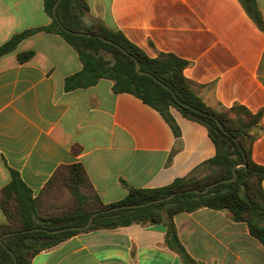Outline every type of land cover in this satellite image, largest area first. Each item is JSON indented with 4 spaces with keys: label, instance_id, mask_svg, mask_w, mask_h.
<instances>
[{
    "label": "crops",
    "instance_id": "0c3cea01",
    "mask_svg": "<svg viewBox=\"0 0 264 264\" xmlns=\"http://www.w3.org/2000/svg\"><path fill=\"white\" fill-rule=\"evenodd\" d=\"M45 0H0V46L52 22ZM84 17L122 32L150 57L188 61L185 76L215 109L262 111L253 160L264 166V0H88ZM33 51L20 63L18 55ZM83 69L58 34L39 32L0 58V191L19 173L37 197L61 166L82 164L106 204L129 188L155 189L198 173L217 149L208 129L162 115L113 81L65 90ZM264 188V181H263ZM192 263L167 243L164 224L79 234L36 255L32 264H264V246L228 211L203 208L175 218ZM7 217L0 206V226Z\"/></svg>",
    "mask_w": 264,
    "mask_h": 264
},
{
    "label": "trees",
    "instance_id": "16d2710c",
    "mask_svg": "<svg viewBox=\"0 0 264 264\" xmlns=\"http://www.w3.org/2000/svg\"><path fill=\"white\" fill-rule=\"evenodd\" d=\"M58 1H44L45 11L52 20L50 25L15 34L0 46V58L14 52L22 41L39 32L58 34L76 51L83 64L81 72L66 79V91L87 88L101 79H109L114 83L115 93L132 94L157 110L177 138L181 131L172 108L185 118L204 125L217 153L202 165L201 169L209 170L206 175L176 179L168 186L155 189L130 187L125 199L111 204L103 202L82 164L61 166L37 197L19 173L11 171V182L0 191V206L7 217V224L0 226V237H3L0 264H32L36 255L73 236L136 224L166 225L168 245L187 263H192L178 238L174 218L203 208L228 211L233 221L247 224L251 236L264 246V166L253 160L263 112L254 113L243 105L229 109L209 106L185 76L187 60L166 53L150 57L122 32L102 23L88 26L84 21L90 11L88 0H61L54 11ZM33 56V51L22 52L18 60L24 63ZM136 61L139 70L147 74L138 72ZM238 164L244 165L236 169L237 177L232 180L233 169ZM210 185L214 186L206 193L190 192L205 190ZM60 189L67 190L74 201L70 210L55 211L50 195ZM171 194L176 196L165 202L112 210ZM94 214L91 226L85 230L50 232L85 226Z\"/></svg>",
    "mask_w": 264,
    "mask_h": 264
},
{
    "label": "water",
    "instance_id": "95a60500",
    "mask_svg": "<svg viewBox=\"0 0 264 264\" xmlns=\"http://www.w3.org/2000/svg\"><path fill=\"white\" fill-rule=\"evenodd\" d=\"M60 1H61V0H59V1L56 3L54 11H56V8H57V6L59 5ZM78 34H80V35H85V36H91V35H89V34H83V33H78ZM136 67H137L138 72H139L141 75H145V74H147L146 72H142V71L139 70V63H138V61H136ZM165 87H166V86H165ZM167 88H168V87H167ZM243 165H244V164H238V165H236V166L234 167V169H233V170H234V178H233L232 180L236 179V177H237L236 169H237L238 167H240V166H243ZM214 185H217V184H214ZM214 185H210V186H208L205 190H202V191H201V190H198V189H195V190H192V191H190V192H194V193H206V192H207L211 187H213ZM175 196H176V194H171V195H169V196H167V197H165V198H161V199H158V200H154V201H151V202H148V203L139 204V205H125V206H120V207L113 208L112 210H117V209H128V208H140V207H144V206H146V205H150V204H155V203L165 202V201H167V200H170V199L174 198ZM95 215H96V214L92 215V217L90 218L89 222H88L85 226H78V227H71V228L59 229V230H54V231H50V232H51V233H59V232H64V231H68V230H80V231L85 230V229H87L88 227L91 226V224H92V222H93V219H94ZM2 239H3V237H0V242H2Z\"/></svg>",
    "mask_w": 264,
    "mask_h": 264
},
{
    "label": "rangeland",
    "instance_id": "374dc122",
    "mask_svg": "<svg viewBox=\"0 0 264 264\" xmlns=\"http://www.w3.org/2000/svg\"><path fill=\"white\" fill-rule=\"evenodd\" d=\"M85 21V20H84ZM88 26L97 25L100 24V21L96 20H88L85 22ZM209 172L207 168H204L200 170L198 173H196L195 177H201L203 175H206ZM52 198L53 206L56 207L55 211H66L70 210L74 206V201L71 199V196L68 194L67 190L60 189L58 192L50 195ZM51 200V199H50ZM50 205V204H49ZM46 208V206H45Z\"/></svg>",
    "mask_w": 264,
    "mask_h": 264
}]
</instances>
